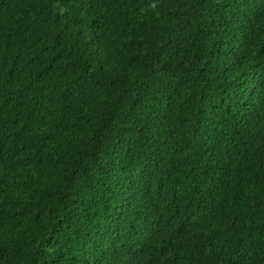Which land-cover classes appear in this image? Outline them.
<instances>
[{"label":"trees","instance_id":"trees-1","mask_svg":"<svg viewBox=\"0 0 264 264\" xmlns=\"http://www.w3.org/2000/svg\"><path fill=\"white\" fill-rule=\"evenodd\" d=\"M0 264H264V0H0Z\"/></svg>","mask_w":264,"mask_h":264}]
</instances>
